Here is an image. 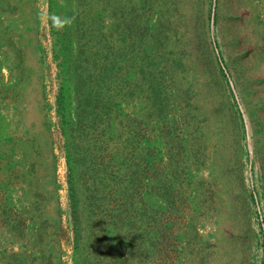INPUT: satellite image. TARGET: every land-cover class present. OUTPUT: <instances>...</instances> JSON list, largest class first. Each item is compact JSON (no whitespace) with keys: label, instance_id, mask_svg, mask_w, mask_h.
<instances>
[{"label":"rangeland","instance_id":"obj_1","mask_svg":"<svg viewBox=\"0 0 264 264\" xmlns=\"http://www.w3.org/2000/svg\"><path fill=\"white\" fill-rule=\"evenodd\" d=\"M0 264H264V0H0Z\"/></svg>","mask_w":264,"mask_h":264}]
</instances>
